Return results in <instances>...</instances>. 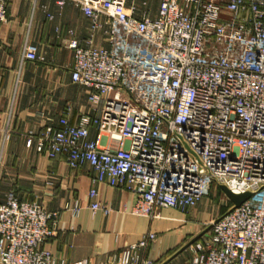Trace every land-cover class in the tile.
Returning a JSON list of instances; mask_svg holds the SVG:
<instances>
[{
	"label": "built area",
	"instance_id": "2783aa9c",
	"mask_svg": "<svg viewBox=\"0 0 264 264\" xmlns=\"http://www.w3.org/2000/svg\"><path fill=\"white\" fill-rule=\"evenodd\" d=\"M9 1L0 0V27ZM73 1L93 33L105 20L110 47L68 42L72 80L88 87L94 113L72 122L68 105L38 148L52 160L63 155L73 169H93L94 210H111L98 199L102 183L133 192V212L150 218L164 208L187 214L214 186L251 191L204 222L209 229L187 248L186 264H264V0H161L156 17H138L128 0ZM38 58L27 38L22 60ZM79 208L78 201L64 205ZM59 214L9 191L0 203V264H66L44 247ZM157 238L151 230L122 248L120 263L160 264L146 253Z\"/></svg>",
	"mask_w": 264,
	"mask_h": 264
},
{
	"label": "crops",
	"instance_id": "0c3cea01",
	"mask_svg": "<svg viewBox=\"0 0 264 264\" xmlns=\"http://www.w3.org/2000/svg\"><path fill=\"white\" fill-rule=\"evenodd\" d=\"M160 1L128 0V5L135 7L138 17L145 12L156 17ZM27 38L38 46L40 58L22 60ZM73 39L85 47H110L109 25L104 20L93 33L90 19L73 0L63 6L57 0H38L35 9L34 0L9 1L8 20L0 27V203L13 190L20 199H37L49 209H59L52 223L54 233L44 247L66 264H105L110 257L121 264V249L151 230L158 232V238L147 255L160 264H186L188 249L172 256L200 233L201 222L209 220L200 219L211 205L208 197L187 214L164 208L162 217L150 218L133 212V192L102 183L97 184L98 199L111 210H94L89 196L93 169L89 165L73 169L63 155L52 160L38 148L42 131L49 124L58 125L68 105L72 122H78L84 112L94 113L88 87L72 80L75 53L68 42ZM97 134L95 126H90V138ZM101 142L116 145L108 136L101 137ZM76 201L77 213L64 209L66 203Z\"/></svg>",
	"mask_w": 264,
	"mask_h": 264
},
{
	"label": "rangeland",
	"instance_id": "374dc122",
	"mask_svg": "<svg viewBox=\"0 0 264 264\" xmlns=\"http://www.w3.org/2000/svg\"><path fill=\"white\" fill-rule=\"evenodd\" d=\"M217 190H219V192H217ZM206 197H208L209 200L211 201L210 204L212 206L214 205L213 206L214 210L211 207V205H209L208 209H206V211H205L206 213H203L202 216H200V219H202V218L207 219L209 217H210L209 220L215 219V218L219 217L221 215V213L224 212L232 204V202H230L231 200L229 201V203L227 202L228 196L225 194L223 189L221 187H218V186H214L212 188L210 194H208ZM212 212H214V213H212ZM206 221H208V220H206ZM200 225H201V227H198V228L202 230L204 222H201ZM190 240L191 239H189L188 241H190ZM187 255H188V257L185 259V261H188V258H190V256H191L190 251L187 252Z\"/></svg>",
	"mask_w": 264,
	"mask_h": 264
},
{
	"label": "water",
	"instance_id": "95a60500",
	"mask_svg": "<svg viewBox=\"0 0 264 264\" xmlns=\"http://www.w3.org/2000/svg\"><path fill=\"white\" fill-rule=\"evenodd\" d=\"M221 188L223 189V191L225 192V194L228 196V198L233 203V207L239 206L242 202H244L246 199H248L251 196V194H252L251 191H246V192H242V193H235L230 188H228L225 184H222L221 185ZM208 229L209 228H206V229L202 230L200 233H198L197 235H195L190 241H188L185 245H183V247H181L172 256V258L175 257V256H177L179 253H181L185 249H187L193 242H195L196 240H198Z\"/></svg>",
	"mask_w": 264,
	"mask_h": 264
},
{
	"label": "trees",
	"instance_id": "16d2710c",
	"mask_svg": "<svg viewBox=\"0 0 264 264\" xmlns=\"http://www.w3.org/2000/svg\"><path fill=\"white\" fill-rule=\"evenodd\" d=\"M232 207H233V203L224 212H222V214L225 213V212H227V211H229Z\"/></svg>",
	"mask_w": 264,
	"mask_h": 264
}]
</instances>
